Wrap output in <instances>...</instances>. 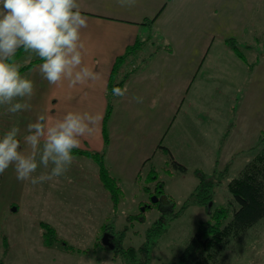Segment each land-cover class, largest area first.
I'll use <instances>...</instances> for the list:
<instances>
[{
	"label": "rangeland",
	"instance_id": "374dc122",
	"mask_svg": "<svg viewBox=\"0 0 264 264\" xmlns=\"http://www.w3.org/2000/svg\"><path fill=\"white\" fill-rule=\"evenodd\" d=\"M224 1L228 2V5L225 6V15L227 16L247 11L245 0ZM257 10V16L259 14L264 19V10L260 7ZM257 46H260L261 50L255 48L256 51H253L249 50L250 48L246 45L240 46L249 60L256 58V62H258L262 59L258 66L253 69L254 72L247 71V66L246 69L244 62H240L239 58L233 57L232 60L222 61V57L218 53V60L213 62L214 52L209 55V59L207 58L208 60L202 68L204 72L192 84L181 110L166 115L165 119L164 115H160L161 121L164 119L161 123L163 126L161 135L164 134L162 144L167 146L168 151L159 149L155 156H151L149 161L142 166L141 176L138 180L131 178L132 167L139 162V153L149 150V142L147 143L143 139L139 147L135 150L132 149L130 156L125 153L121 144L114 146L112 162H109L110 170L118 177L124 195L121 198L119 208L113 211L107 224L113 230V243L121 247L119 251H116L115 248H104L100 247L99 244H91L98 227L84 226L83 224L80 228L74 226L71 216L68 214L70 217L65 218L63 226L59 227L60 236L57 235L55 240L52 239L51 241H54L56 245L66 244L70 248L74 247V250L84 252L90 248H85L87 249L85 250L76 247L82 245H85L83 247H91L93 245L92 250L88 254L67 253L62 250L56 251V249L36 252L35 249L40 246V243L35 240L37 235L33 238L30 230L37 228L34 217L46 219L45 214L37 216L38 211L46 210L35 208L36 203L33 201L35 199L34 185L27 181H18L13 166L0 174V264H163L179 259L195 234L199 222L207 219L209 215L207 207L189 201L200 183L199 171L216 182L214 207L216 205H229L233 210L234 204L238 206L228 187V181L238 175L240 169L257 151L255 145L258 141V135H256L258 130L255 127L263 125L262 129L264 128V95L262 94L264 93V78H262L264 73L260 75L264 68V44ZM151 50L153 49L151 48ZM224 51H228V54L231 53L230 50L224 49ZM34 58H38V56L34 53L24 52L17 62L24 65ZM132 67L122 68L121 70H124L125 73L123 72L124 74L118 80L122 79L125 74L130 75ZM243 70L245 71L244 74L242 73ZM129 80L133 84L132 86L142 87L141 82ZM247 86H249L250 96L243 101H237L235 95L237 96L238 93L239 97L243 96L244 98ZM206 90L209 95L214 97L213 99L210 96L205 97ZM111 100L113 101L112 98ZM144 101L142 98H140V102L136 99L133 102V107L141 106ZM213 103L218 108L231 105V108L235 109V113L231 112L230 124L226 118L223 120L218 114L208 115L207 110L209 111L211 108L209 105H213ZM238 109H240L238 115L245 112L244 119L247 122L244 121L243 123L246 130L239 131L240 136L237 140L239 146L234 147V139L231 140V138L232 134L236 133L240 123L239 119L235 120L238 115L236 117L233 115ZM120 113L121 111L115 110L114 116L108 122L109 129L113 119L117 116L118 123L124 124L125 129H129V132L135 128L134 135L145 136L141 132L142 119L140 120V115H136L138 120L135 122L133 120L134 115L128 117L124 114L120 118ZM14 116L16 113H8L5 105H0V137L13 127L7 119L12 118V121L15 122L17 117ZM150 120L154 119L151 118ZM227 125H230V128L234 127L235 130L230 131L231 137H228L229 140L222 147L223 152H220L221 131L225 133ZM193 128L198 141L192 138H184ZM205 128L208 136L212 135V141L210 139L204 141L202 131ZM122 129L124 128L122 127ZM150 134L148 132V136ZM219 134L221 136L220 142L217 137ZM253 135H255L254 138H252ZM205 142L207 143L206 146H204ZM79 159L81 158L79 157ZM227 159L230 160L228 173L225 171L228 164L224 165ZM74 160L78 159L75 158ZM84 160L87 158L85 157ZM174 161L185 165L186 170L180 169L174 164ZM95 163L88 160L90 166ZM73 167L76 169L73 172L69 170L65 174V178L62 179L63 184L59 189L76 190L77 186L80 185L76 179L79 177L81 166ZM151 169L154 170L151 171ZM45 171L46 169L40 166L33 175L39 176ZM219 180L221 182L217 183ZM159 181H162L164 186L163 192L157 194L155 191ZM37 187L42 190H55L52 182H43ZM155 196L158 197V201L153 202ZM17 204L19 206H16ZM43 204L45 203L43 202ZM146 205L148 207H145ZM14 207L17 209L14 210ZM144 207L145 210H143ZM49 209L53 211V209ZM50 210L47 213L48 222L58 218ZM136 214L139 216L134 218L132 215ZM98 223L99 221L96 222V225ZM87 230L90 231V234L84 236V231ZM105 233L101 229V241ZM80 234H82V239L78 240ZM31 239H33L32 243H28ZM31 245L35 249L30 248ZM144 245L146 248L139 250ZM130 247L137 249L136 256L134 253L124 252V249ZM216 262L219 264H264V218L233 240L228 248L217 256Z\"/></svg>",
	"mask_w": 264,
	"mask_h": 264
},
{
	"label": "crops",
	"instance_id": "0c3cea01",
	"mask_svg": "<svg viewBox=\"0 0 264 264\" xmlns=\"http://www.w3.org/2000/svg\"><path fill=\"white\" fill-rule=\"evenodd\" d=\"M77 2L81 6V13L88 17V27L82 30V39L85 41L87 49L84 61L100 74V79L87 86H77L76 88H69L67 82L61 86L50 85L39 73V65L43 62L41 61L32 68L21 72L22 76L34 82V95L30 101L31 110L17 112L14 116L17 117L15 122L12 121V118L7 119L13 127L21 129V135L18 138L23 144L24 129L27 123L35 122L41 113L50 115L53 119L62 118L69 111L98 112L103 116L99 130L95 135L82 138L81 146L77 149L84 153L73 154L78 160L73 161L69 170L73 172L76 169L73 166H77V168L81 166L79 177L75 178L80 182L77 189H59L63 184L62 179L65 178V174L69 170L58 181H52L55 190H42L37 185L33 186L35 208L46 210L38 211L37 216L45 214L46 219L34 217L37 228L30 230L33 238L37 235L35 240L40 243L36 249L32 245L30 246L36 252L56 249V251L62 250L67 253L88 254L93 245L99 242L101 227L109 222L115 209L112 207L108 190L101 183L99 164L88 154L89 152H104L106 166L109 172L114 175L110 170L109 163L112 162L114 146L121 144L125 153L130 156L132 149L135 150L139 147L144 139L145 142H149V150L139 153L140 160L137 165L132 167L131 171V178L138 180L142 166L149 161L151 156H155L159 149L168 151L167 146L162 144L164 134L161 135L163 130L161 123L166 115L181 110L192 84L204 72L202 68L210 54L214 52L213 62L218 60V53H220L222 61L232 60L233 57L239 58L240 62H244L245 68L247 66V71L252 72H254L255 66H258L262 61V59H258L259 61L256 62V58L249 60L240 46L246 45L250 48L249 50L253 51L261 50V47L257 45L264 44V19L259 14L257 16V8L260 7L264 10V0H245L246 12L228 16L225 15V6L228 5V2L224 0H136L132 7H122L118 0H77ZM135 43L138 45L131 61L123 66V68L133 66L123 86V88H127V92L122 97L114 96L109 92L113 67L119 56ZM255 48L258 49L255 50ZM224 49L230 50L231 53L228 54V51L225 52ZM237 49L242 51L243 56L237 53ZM123 72L125 73L122 70L121 74H124ZM242 73L244 74L245 71L243 70ZM263 73L264 68L260 75ZM129 79L132 82H141L142 87L132 86ZM248 88L249 86L245 90L244 98L243 96L239 97L238 93L237 96L235 95L237 101H243L250 96ZM262 94L264 95V93ZM209 96L214 98L206 90L205 97ZM180 97L182 98L180 99ZM136 98H142L145 101L141 103V106L134 108L133 102ZM111 106L110 118L114 116L115 110L121 111L120 118L124 114L128 117L134 115L135 122L138 120L136 115H140V120L142 119L141 132L145 136L134 135L135 128L129 132V129H125L124 124L118 123L117 116L113 119L109 129L108 123H105V117ZM209 106L211 108L209 111L207 110L208 115L218 114L223 120L226 118L230 124L231 112L235 113V109L231 108V105L218 108L213 103ZM237 106L239 108V105ZM5 107L8 106L5 105ZM239 110L233 116L236 117ZM160 115H164L163 121H161ZM245 116L244 112L235 118V120L239 119L240 124L236 133L232 134L231 140L234 139V147L239 146L237 141L240 136L239 131L246 130L245 124H243L244 121L247 122L244 119ZM151 118L155 121L150 120ZM210 120L213 121V119ZM233 120L232 117V123ZM262 126L255 127L258 130L256 131L258 138ZM226 129L225 133L221 131L222 140L220 134L217 136L218 141L221 140L219 143L220 152H223L222 147L229 140L228 137H231L230 131L235 130L234 127L230 128V125H227ZM206 130L205 128L202 131L204 141L212 138V135L208 136ZM148 132L151 133L150 136H148ZM106 134L110 138L109 143H106ZM254 137L255 135L252 136V138ZM184 138L198 141L194 128L189 130V134ZM206 145L205 142L204 146ZM24 147L27 150V146ZM85 157L87 160H84ZM88 160L97 164L90 166ZM229 162L230 160L227 159L224 165ZM48 172H50V167L45 171V173ZM15 208L17 209V207ZM48 210L54 212L58 218L48 222ZM68 214H70L74 226L80 228L83 224L84 226L98 227L94 239L91 241L93 244L91 247L75 246L81 249L90 248L89 251L72 250L66 244L56 245L55 242L45 241L41 222L49 223L60 236L59 227L63 226L65 218L70 217ZM97 221H99L98 225H96ZM89 234V230L84 231V236ZM80 239H82V234L78 237V240ZM32 241L33 239L28 243H32Z\"/></svg>",
	"mask_w": 264,
	"mask_h": 264
},
{
	"label": "clouds",
	"instance_id": "9594fccd",
	"mask_svg": "<svg viewBox=\"0 0 264 264\" xmlns=\"http://www.w3.org/2000/svg\"><path fill=\"white\" fill-rule=\"evenodd\" d=\"M118 3L132 7L136 0ZM80 8L77 0H0V105H7L8 112L32 108L34 82L21 75L16 61L21 49L43 61L39 73L50 85L67 82L69 88H76L100 79L84 61L82 30L88 27V17ZM126 92V87L112 89L114 96ZM102 119L101 113L89 111H69L56 119L41 113L35 122L27 123L23 144L18 138L21 129L12 127L0 137V174L13 166L18 181L34 186L58 181L75 159L73 150L81 146L82 138L95 135ZM40 166L50 167V172L33 175Z\"/></svg>",
	"mask_w": 264,
	"mask_h": 264
},
{
	"label": "trees",
	"instance_id": "16d2710c",
	"mask_svg": "<svg viewBox=\"0 0 264 264\" xmlns=\"http://www.w3.org/2000/svg\"><path fill=\"white\" fill-rule=\"evenodd\" d=\"M137 45L138 43L129 46L125 53L119 56L115 62L109 83V92L111 94L114 87L123 88L129 74L123 75V78L120 80H118V78L122 76L121 69L123 66L131 61ZM23 53L24 51L22 49L17 52L16 61ZM237 53L243 56L241 50L237 49ZM41 61L39 57L34 58L28 64L21 65L20 71L23 72L30 69ZM111 109L112 106L109 107L107 111L105 123L109 122ZM109 142L110 138L106 134V143ZM255 147L257 148L255 154L244 164L238 175L232 177L228 181V187L238 203V206L234 204L233 210H231L229 205H216L214 207L215 202L213 200L216 182L214 179L207 177L205 173L201 171L198 172L200 175V183L192 193L189 201L207 207L209 214L208 218L199 222L195 234L188 242L179 259L163 264H219L216 262L217 256L224 252L233 240L257 225L264 218V128L260 132ZM79 153H84V151L79 149L73 150V154ZM88 154L98 162L101 183L110 194L113 209L117 210L120 206L121 198L124 195V190L118 178L109 172L105 163L104 152H89ZM174 164L180 169L186 170L185 165L176 161H174ZM229 165L230 164L225 167L226 173L229 171ZM219 182H221V180L217 183ZM163 186V182L159 181L155 192L157 194L163 192ZM146 207H148V205H146ZM132 216L136 218L139 215L136 214ZM41 224L44 229L43 234L45 241L48 240V243H53L54 241L51 240H55L57 236L56 229L44 221H42ZM102 230L103 232L113 233L112 227L108 224H104ZM113 240L114 238L112 241ZM97 244H99L100 247L110 248L104 245L101 240H99ZM114 248L116 251H119L121 247L115 245ZM145 248L146 246L144 245L140 247L139 250H144ZM71 249L74 250V247ZM124 252H131L136 256L137 249L130 247L126 250L124 249Z\"/></svg>",
	"mask_w": 264,
	"mask_h": 264
},
{
	"label": "water",
	"instance_id": "95a60500",
	"mask_svg": "<svg viewBox=\"0 0 264 264\" xmlns=\"http://www.w3.org/2000/svg\"><path fill=\"white\" fill-rule=\"evenodd\" d=\"M156 201H158V197L155 196L153 202H156ZM145 207L143 208V210H145ZM15 209L16 208L14 207V210ZM113 237H114V235L112 233L106 232L103 236V239H102L103 244L106 246H109L110 248H114L115 244L112 241Z\"/></svg>",
	"mask_w": 264,
	"mask_h": 264
}]
</instances>
